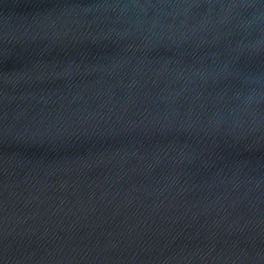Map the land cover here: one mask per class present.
Segmentation results:
<instances>
[{"label": "water", "instance_id": "95a60500", "mask_svg": "<svg viewBox=\"0 0 264 264\" xmlns=\"http://www.w3.org/2000/svg\"><path fill=\"white\" fill-rule=\"evenodd\" d=\"M0 264H264V0H0Z\"/></svg>", "mask_w": 264, "mask_h": 264}]
</instances>
